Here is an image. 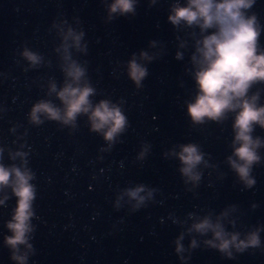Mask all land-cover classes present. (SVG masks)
I'll return each mask as SVG.
<instances>
[{
	"label": "water",
	"instance_id": "water-1",
	"mask_svg": "<svg viewBox=\"0 0 264 264\" xmlns=\"http://www.w3.org/2000/svg\"><path fill=\"white\" fill-rule=\"evenodd\" d=\"M170 2L157 0L149 7V0H139L135 16L114 14L115 19L107 21L101 0H0V147L7 164L9 149L23 145L36 174V229L29 241L36 251L29 264H264V232L261 248L235 253L234 258L203 245L184 262L175 252L174 241L182 229L169 213L184 219L188 212L203 214L211 208L218 214L235 203L238 210L230 217L237 218L239 230L264 224V163L254 166V187L244 189L224 163L231 152V119L223 125H190L184 101L194 91V81L185 68L191 67L193 49L191 41L187 50L179 48L167 19ZM251 11L264 25V0H256ZM54 19H67L68 25L86 33L88 52L73 51V57L88 61L89 78L98 90L94 102L123 98L130 126L108 151H101L107 144L102 134L89 131L86 115L78 118L75 129L55 121L39 126L28 122L32 104L45 96L49 77L58 83L63 79V50L55 51L61 38L52 27ZM179 35L184 37L183 32ZM150 40L157 44L150 47ZM260 40L264 44V32ZM25 47L43 55L41 65L29 67L21 55ZM162 48L159 59L143 62L149 75L136 89L126 74L131 54L138 57L141 50L152 54ZM177 50L184 52L182 60L175 59ZM254 134L264 137V130L257 127ZM142 141L151 144L143 161L136 159ZM188 141L198 142L210 163L226 173L218 178L216 170L204 169L194 192L182 182L178 158L163 156L175 143ZM139 182L160 190L155 202L131 211L125 197L117 209V192ZM253 203L258 207L253 209ZM14 206L15 197L0 206V264H16L3 243L4 221ZM182 243L187 247V235Z\"/></svg>",
	"mask_w": 264,
	"mask_h": 264
},
{
	"label": "clouds",
	"instance_id": "clouds-1",
	"mask_svg": "<svg viewBox=\"0 0 264 264\" xmlns=\"http://www.w3.org/2000/svg\"><path fill=\"white\" fill-rule=\"evenodd\" d=\"M101 3L107 10V21H112L114 14L135 16L139 0H112L111 3L101 0ZM255 3L256 0H171L167 16L175 30L179 48L187 50L191 41L193 49L189 55L191 67L185 68L194 81V91L184 101L190 125L195 127L209 122L223 125L231 119L233 135L228 145L231 152L224 163L244 189L254 187V166L264 163L261 152L264 137L254 134L257 127L264 130V87H261L264 85V44L260 40L264 25L251 11ZM156 4L157 0H149V7ZM74 19L81 23L79 17ZM52 27L57 29L61 38L55 51L63 50L59 64L63 79L58 83L49 77L45 96L32 104L27 114L28 122L39 126L45 121H55L61 127L75 129L78 118L86 115L90 122L89 131L102 134L107 144V148L101 151H108L130 126L123 98L114 101L105 97L94 102L93 97L98 95V90L89 78L88 61L81 63L73 57V51L88 52L84 29L73 28L67 19L59 23L54 19ZM181 32L184 33L183 38L179 35ZM156 44V40L149 41L150 47ZM162 52L163 48L152 54L141 50L138 57L136 53L131 54L126 74L136 89L143 87L142 82L149 75V69L143 62L159 59ZM21 55L29 62L30 68L41 65L44 59L40 52L27 47ZM183 58L184 52L177 50L175 59ZM22 149L23 145L16 150L9 149L11 163L6 164L4 147H0V193H3L0 206L15 197L10 218L4 221L7 232L3 243L10 249L12 261L29 264L30 255L36 251L29 241L36 229L33 218L36 216L37 186L33 183L36 174L29 167L28 153ZM150 151L151 144L142 141L136 159L143 161ZM163 156L178 158L177 171L190 192L199 186L204 169L216 170L218 178L226 175L219 171L217 164L210 163L206 158L209 154L195 141L177 142L164 151ZM159 191L143 182L125 187L116 194V207L119 209L120 201L127 197L131 211L139 210L147 207L149 201L155 202V193ZM251 207L255 209L258 204L253 203ZM237 210V204L232 203L218 214L211 208L203 214L188 212L184 219L169 213L173 223L182 229L174 241L180 261L189 260L193 250L201 248V245L204 249L217 250L225 258H234L235 253H243L249 248H261L264 224L258 222L249 226L250 230H239L237 218L230 217ZM186 235L189 237L187 247L182 243Z\"/></svg>",
	"mask_w": 264,
	"mask_h": 264
}]
</instances>
